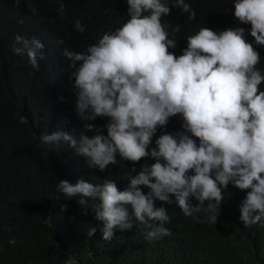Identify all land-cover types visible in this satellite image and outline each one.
<instances>
[{
  "label": "clouds",
  "instance_id": "1",
  "mask_svg": "<svg viewBox=\"0 0 264 264\" xmlns=\"http://www.w3.org/2000/svg\"><path fill=\"white\" fill-rule=\"evenodd\" d=\"M127 4L130 18L120 28L104 33L85 52L64 50L73 68L75 111L83 124L79 140L57 131L50 113L39 112L35 123L41 145L56 152L53 159L47 155L52 170L64 173L61 142L87 158L89 168L100 171L114 164L118 172L145 157L153 164L142 165L123 191L112 179L101 184L60 180L57 190L67 200L78 198L85 215L91 204L94 219L102 222L99 230L106 242L117 231L131 230L133 218L149 228L145 233L149 242L171 235L165 227L170 216L166 208L156 207V201L171 204L172 194L183 214L193 216L220 208L222 189L230 183L248 190L239 208L243 225L261 223L264 91L259 86L264 75L256 67L260 55L246 41V30L238 27L217 33L203 27L189 37L170 39L162 16L178 7L189 14V20L195 19L189 3L174 0L169 6L163 0H127ZM64 10L61 3L58 11ZM234 16L250 24L255 43L264 46V0H234ZM74 27L79 33L85 31L80 20ZM179 30L177 26L173 32ZM0 39L10 42L16 65L43 79L45 43L29 23L16 24L15 19L10 29L0 31ZM174 48L183 54L177 57L169 51ZM177 115L183 119L182 126L168 123ZM98 117L109 119L107 135L90 123ZM93 131L97 134H85ZM140 186L150 191L144 194ZM189 197L199 203L193 206ZM208 219L215 223L217 216ZM96 232L97 227L91 226L88 236Z\"/></svg>",
  "mask_w": 264,
  "mask_h": 264
},
{
  "label": "trees",
  "instance_id": "2",
  "mask_svg": "<svg viewBox=\"0 0 264 264\" xmlns=\"http://www.w3.org/2000/svg\"><path fill=\"white\" fill-rule=\"evenodd\" d=\"M163 2L171 6L174 0ZM185 2L195 10V19L189 20V14L178 7L161 18L170 39L189 37L203 27L217 33L242 27L246 41L260 55L256 67L264 75V46L255 43L250 24L235 18L234 0ZM61 3L63 13L58 11ZM127 9V0H0V31L10 29L15 19L16 24L29 23L45 43L47 67L43 79H36L25 66L15 64L8 39H0V264H264V220L243 225L239 208L248 190H239L231 183L222 189L220 208L193 216L183 214L172 194L171 204L156 201V207L166 208L170 216L165 227L171 235L151 242L145 238L149 228L134 218L131 230L117 231L110 242L104 241L99 230L102 222L94 219L91 204L85 215L75 200L78 198L67 200L57 190L60 180L101 184L112 179L123 191L142 165L153 164L145 157L118 172L114 164L100 171L89 168L87 158L61 142V173L47 162V155L53 159L56 152L41 145L37 135L36 115L47 112L53 116L57 131L79 140L83 124L75 111L73 68L64 50L85 52L104 33L127 22ZM77 20L84 25L83 33L74 27ZM177 26L180 30L174 33ZM61 40L63 43H58ZM169 51L177 57L183 54L176 48ZM259 88L264 91V82ZM108 122L107 117H98L90 123L107 135ZM168 123L182 126L183 119L173 116ZM85 134L91 137L97 133ZM140 188L144 194L150 191ZM189 201L193 206L199 203L192 197ZM212 215L217 216L215 223L208 219ZM91 226L97 227V232L89 237Z\"/></svg>",
  "mask_w": 264,
  "mask_h": 264
},
{
  "label": "bare ground",
  "instance_id": "3",
  "mask_svg": "<svg viewBox=\"0 0 264 264\" xmlns=\"http://www.w3.org/2000/svg\"><path fill=\"white\" fill-rule=\"evenodd\" d=\"M73 177V176H72ZM69 179V178H68ZM71 180V179H70ZM72 181V180H71ZM75 181V180H74Z\"/></svg>",
  "mask_w": 264,
  "mask_h": 264
}]
</instances>
